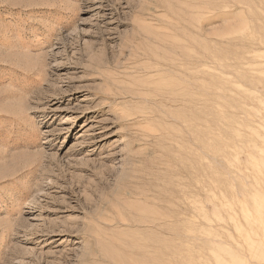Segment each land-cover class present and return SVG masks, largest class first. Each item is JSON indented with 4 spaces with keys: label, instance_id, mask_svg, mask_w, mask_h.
I'll list each match as a JSON object with an SVG mask.
<instances>
[{
    "label": "rangeland",
    "instance_id": "rangeland-1",
    "mask_svg": "<svg viewBox=\"0 0 264 264\" xmlns=\"http://www.w3.org/2000/svg\"><path fill=\"white\" fill-rule=\"evenodd\" d=\"M0 264H264V0H0Z\"/></svg>",
    "mask_w": 264,
    "mask_h": 264
}]
</instances>
